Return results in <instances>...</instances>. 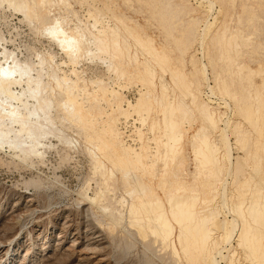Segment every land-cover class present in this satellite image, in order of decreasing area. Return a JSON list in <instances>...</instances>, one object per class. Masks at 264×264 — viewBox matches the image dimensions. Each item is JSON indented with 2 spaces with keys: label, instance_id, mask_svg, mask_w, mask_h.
Wrapping results in <instances>:
<instances>
[{
  "label": "bare ground",
  "instance_id": "bare-ground-1",
  "mask_svg": "<svg viewBox=\"0 0 264 264\" xmlns=\"http://www.w3.org/2000/svg\"><path fill=\"white\" fill-rule=\"evenodd\" d=\"M69 1L71 0H0V8L8 4L9 7L14 8L17 13L19 12L25 16L27 22L30 20V25H33L34 21L32 19L36 16L37 9H46L50 15H53V8H57L59 5H64L66 9L68 8L69 10L72 6ZM85 4L88 3L85 2ZM63 9L65 8L63 7ZM189 9L191 11L190 7H188V10ZM209 9L211 8L209 7ZM112 12L114 13L113 10ZM195 12L197 13V11ZM67 14L66 16L57 14V16L50 19L46 25L44 23H47V19L45 22L42 21L44 22L43 30H40L45 33L47 32L48 34H44V36L50 35L51 41L59 46V49H61V52H63L67 58V61L63 62V65L72 67L71 75H66L64 73V70L60 67L61 65L55 62L54 57H51L49 61L41 56V59L40 57L38 58V54L37 59H40L39 63H24L19 60L20 58L18 59L15 56L17 54L10 53L6 46L2 47L3 43L1 44L0 40V47H2V51L0 52V150L4 148L13 150V153H17L19 160L21 158V161H25L24 163L30 159H42L41 157L44 156L47 141H50L52 138L63 141L64 144L68 145L69 149L70 146L72 147V145H74L71 144L73 143V138L66 137L67 134L63 132L64 129L60 128L61 124L59 125V123L64 122L65 124V122H68L69 124H78L77 127L80 126L81 128H79V130L81 131L83 129L85 131L86 135L84 133L83 135L86 137L85 139L83 137V139L86 141L88 145L86 146L93 156L96 169L102 172L101 174L99 171H96L98 172V176L99 173L102 175L99 177L104 179V186L105 184L108 185L111 177L115 178L116 172L123 174V179L128 183V185L124 183L126 186H129V181L131 179L135 181L133 183L134 187L130 192L133 199L129 204V217H127L129 218L128 222L130 225L136 227L139 230V235L145 238L143 241L146 240L149 235H152L161 241L164 246L163 248H172L174 250V255L179 256L183 254L186 256V259L190 256V260H187V262H190L189 264H220L221 262L225 264H240L239 248H244L247 252L245 262L248 260L250 264H258V262L264 264V197L259 199L260 192L257 190L251 195V200L243 199L239 203H234L233 206H231V204L229 206L226 205V200L230 198H228V185L231 183H228V180L232 175L229 173V175L226 174L225 176V173L229 171V166L231 165H229V161L233 158L231 157L232 153L230 155L231 149H225L223 146L225 142L218 138L221 137L223 132L221 125L224 123V119L227 120L225 122L226 125L223 126L231 127L232 119H230L228 115L232 109L230 107L231 105L229 106L226 100V102L222 101L226 108L221 104L216 105V102L214 103V98L221 97L238 102V96L233 91V82L219 77L220 74L216 73L217 71L215 72V70L221 61L230 64L234 59L232 52H238V50L242 48V41H249L252 38L249 39L250 37L248 36L249 38L247 39H241L238 36H233L231 38L228 37V39L227 30L224 29L221 33H218V35L216 34L213 39L214 48L218 50L219 55L216 57H209V65L204 64L206 62L203 63V61L206 60L204 52L199 53L200 51L196 49L195 53L190 56L189 61H182V58V62L179 66L168 69L172 60L171 56H169L170 53H167L168 49H165L164 45V47L158 48L156 45L157 40L155 41L153 38L145 36V38L139 37L136 40L134 39L145 53V56L142 55L145 59H141L144 57L140 58L139 55L131 52L133 50L130 48L133 46L130 47V41L123 38L125 35L123 36L124 33H121L122 30L120 31L119 26L115 25V27L112 28L110 25H103V17H106L105 15L103 16L101 10L96 8L95 10H89V19L87 22L83 23L81 22L83 19H80V21L78 18L75 27L71 24L73 28L70 26V22H72L70 15L76 16L78 13L71 10V12ZM110 14L113 15L112 13ZM160 15L161 18L164 19V27L166 25L169 29L170 17L167 15L166 11H161ZM72 17L73 16H71V18ZM25 18L24 20H26ZM126 21L129 20L126 19ZM203 22H209L205 20L204 14H201V19L198 17L191 20V26L186 32V37L183 36L185 37L184 40L186 39L187 42L185 40V45H183V47L180 46L179 53H181L182 56L187 54L189 44L195 39L193 37L195 28L200 26ZM121 23H123V21L119 20V24ZM100 25L102 27H100ZM121 25L123 26V24ZM214 25L215 23H213V27ZM213 27L212 25L211 27L209 26V30L207 31L210 33V28L212 29ZM165 29L166 28H164V30ZM130 31V34L133 35L132 32L136 31V29H131ZM207 31L202 35H205ZM236 32L240 33V28H238ZM209 33H207V35ZM166 36L167 41L174 40L173 38H175L172 29H169ZM178 42L180 44L179 40ZM202 50L204 51V47ZM200 54L202 58H200ZM196 56L201 59L203 69L198 66ZM88 59H99L104 64H107L108 72L114 74L116 78H110L112 82H106L102 79L87 80L83 75L84 72L79 70V68L84 60L88 61ZM103 63H101V65ZM153 63L163 68L167 67L165 69L171 74L175 85L186 86L185 91L188 90L187 97L190 99L189 104H186L184 101H178L176 97L168 93L170 89H168L167 84L165 83V85L162 80H160V82L156 81L155 74L157 70ZM188 64L193 66L192 70L187 69ZM243 69L247 71H245L247 79L250 75L251 77L255 76L254 73L256 72H254V69ZM243 69L240 70L243 72ZM241 71H239V73ZM258 71L262 73L263 70L259 69ZM67 74H69V72H67ZM201 75H204V79L201 78ZM122 81H125L129 85L134 84L140 87L138 92L140 97L135 104L128 100L127 95H124L125 93L123 94L121 92L125 89L121 85ZM111 83H113V85H111ZM114 86H119L120 89L117 90ZM262 87L264 90V83ZM263 90L262 88H258L257 94L259 92L260 95L263 94ZM260 95H258V98ZM58 97L61 98L60 102L58 101ZM57 101L60 103L59 106ZM102 103L106 104L105 106L110 109V114L107 107V109L102 107ZM57 109L58 111L61 110L59 112L60 114H58ZM263 111L264 101L256 105L248 104L247 106L239 107L240 114H245L247 120L253 125L257 124V117L261 116ZM195 114L203 119L207 125L204 123L205 125L202 127L197 128V130L194 129L195 132L192 134L194 122L192 123L190 118ZM135 117H138L137 120L133 119ZM104 118H107V120L105 121ZM123 119L124 121L122 122ZM131 119L136 121V124L139 121L142 125V128H140V124L139 128H136V125L133 126L136 128V137L139 138L140 142H138V138H136L134 134H132V136L134 142L140 143L141 146L139 149H135L132 145H128V140L125 141L127 138L125 131H122L123 127L121 126H123L124 123H129ZM131 127L130 125V128ZM145 130H147V132H145ZM263 131L264 130H262V132ZM262 132L261 135L263 134ZM148 134H152L153 138H147ZM247 140L248 138L243 139L245 142H247ZM188 141H190V146H192L191 148L196 155V161L201 165L195 181H200V179L202 180L203 178L207 179L205 180L206 182L204 181L206 184L203 186L204 190L201 189L203 190L201 193L199 191L197 192L194 185L192 186L194 182H191V185L185 183L182 178L185 176L182 175L184 173L181 174V170L176 168L178 160L183 157L186 151ZM150 142L156 146L153 148ZM251 155L254 157L253 154H250V156ZM16 158L17 157L14 159L16 160ZM43 160L44 159H42V161ZM104 160L108 161L110 166L112 165L111 170L107 168V162L105 164ZM240 163L241 162L235 164L234 168L232 167L234 174H237L236 176H240L242 170V163ZM182 164L183 162H181L180 166ZM160 165L164 166V172L162 178H160L161 190L163 189L166 195V201L159 197V195L157 196L151 185L143 178L134 176L133 169L143 170L144 173L150 172L151 174L155 170L157 172L156 168ZM231 166L234 165L232 164ZM158 170L161 172L159 168ZM104 186L102 187L103 192H101V194L96 193L93 198L88 197L89 194H87L88 196L84 197L85 200L87 201L89 199L88 201L95 204V202H98V199H106L105 191L107 190H104ZM245 186L249 187L250 183L246 182ZM108 187L112 188L113 186L110 185ZM109 192L112 194L111 191ZM262 192L264 191L261 190V195ZM110 193L108 194L111 195ZM219 198L224 204V211L221 207L219 208V206L222 205L218 204ZM124 200L127 201L126 199ZM124 200L122 202L121 199L119 202H122L120 204L122 208L124 206L125 209L128 205L123 204L125 202ZM34 201V199H30L28 201L30 204L26 205L28 208L25 207L24 212H26L28 217L30 215L28 213L32 214L38 211ZM111 202L110 205L112 204ZM96 204H99L97 207L101 205L100 202ZM106 204L109 203H105V205ZM14 206L17 212L20 210L21 203L19 202ZM199 206L204 208L203 212H197L195 210ZM109 208L106 207L103 210L106 211ZM98 209L101 210V206ZM245 209L246 212L249 210L247 215H243L246 213L244 212ZM109 210H114V208ZM105 213L104 215L108 212ZM115 213H108V216L109 214L113 215ZM120 213L122 215V212ZM225 213L233 215L234 218L229 221ZM241 213L242 219L239 223L236 218H238L237 214ZM223 215L225 218L223 217L224 220L220 221ZM22 216L23 215L15 216V221L21 220L22 218L20 219V217ZM105 217L107 219V215ZM118 217H115L116 221ZM127 217H123V219ZM112 218L114 219V217ZM109 220L110 219H108V221ZM238 220H240V218ZM25 221L26 220H24L23 224ZM19 222L21 223V221ZM18 223H16L17 226L15 225V228L12 226L14 229L7 236L10 241L13 240V242H15L18 240L17 245L20 243V238L18 237L19 239H16L17 234H15L18 233L16 232ZM111 223H108V225H112ZM118 223L119 221L116 223L113 222L115 226L118 225ZM70 226L71 225L67 221L60 227V232L57 234L58 237H56L58 247L63 246L67 239H69L66 230L70 229ZM117 228L118 227L113 230ZM113 230H111L112 235ZM1 231L2 230H0V233ZM102 235L103 234L98 230L91 232L87 229L85 231L78 230V232L73 234L75 238L71 246L74 255H77V263H89L90 260L93 259V256L95 257L96 255L100 257L101 262L108 261V259H106L108 258L107 255L102 254L104 246H106L104 245L105 243ZM234 243L238 244V246L235 247L233 245ZM5 245L4 247L0 245V257L7 251ZM178 245L180 248H178ZM15 251V249L12 250L11 248L10 250L9 248L6 253V255H8L7 260L2 261V258H0V264H10L13 262ZM66 251L69 252L71 249L68 248ZM224 252H228V255L225 256ZM24 257L26 256L24 255ZM219 258H221V261H218ZM69 260L71 259H68V261ZM25 262H22V264H25Z\"/></svg>",
  "mask_w": 264,
  "mask_h": 264
},
{
  "label": "rangeland",
  "instance_id": "rangeland-1",
  "mask_svg": "<svg viewBox=\"0 0 264 264\" xmlns=\"http://www.w3.org/2000/svg\"><path fill=\"white\" fill-rule=\"evenodd\" d=\"M76 1L78 2V4ZM69 2L72 5L71 8H69V10L68 8L66 9L64 5H59L60 7L57 5L58 6L57 8L54 7L53 8L54 13L52 11L54 16L52 14L50 15L46 9H41V8L37 9V12L35 14L36 16L33 17L32 19L34 21L33 25L32 24L30 25L29 24L30 20L27 22L25 16H23L19 12L17 13L16 10L12 7H9L8 4H5L4 7L1 6L0 40H1V44L3 43L2 47L6 46L10 53L17 54L15 56L18 59L20 58L19 60L23 61L24 63L34 62L35 64H37L39 63L41 57L47 60L49 59L51 60V57H54L55 62L61 65L60 67L62 70H64V73L66 75H71L72 67L71 66L69 67L67 65L69 67L68 69L66 65H63V62H66L67 58L65 57L63 52H61L59 46L51 41L49 37L50 35L44 36V34H48V33L47 32L45 33L44 31L41 30H43V25L48 24L50 19L56 17L57 14L59 15L62 14L66 16L68 15L67 13L71 12V10L76 11V13H78L76 16L72 14L70 15V19H72V22H70V26L72 28L73 25L75 27V25L77 24L78 18L79 20L83 19L84 21L83 20L80 21L86 23L87 20L89 19L88 17L89 10L92 9L95 10V8L101 10L103 12V16L105 15L106 18L103 17L102 20L104 26L110 25V27L112 28H114L115 25L119 26L120 31L122 30L121 33H124L123 36L125 35L123 38L130 41V42L127 41L130 43V47L133 46L130 48L131 50H133L131 52L139 55L140 58L144 57L145 53L140 48L138 43L135 41L139 37L143 38L145 36V37L153 38L155 41L157 40L156 45L158 48L165 46V49H168V51L166 50L167 53L168 54L170 53L169 56H171L172 59L170 65L168 66V69L171 67L179 66L181 62L184 60L189 61L190 56L195 53L196 49L200 51L199 53L204 52V57L206 60H204L203 63L206 62L204 64L209 65V59H210L209 57H216L219 55L218 50L214 48L215 45L213 39L216 36V34L218 35V33H221L224 29L227 30V35H228L227 38L228 37L231 38L233 36H238L241 39H247L249 37H250L249 39L252 38L249 41H242V48L238 50V52L237 51L232 52V56L234 59L230 64L228 62L221 61L215 70V72L217 71L216 73L220 74L219 77H222L223 79L233 82V91L238 96V102L232 99L229 100V98L224 99L221 97L216 99L214 98V103L216 102L215 103L216 105L221 104L224 108H226L225 104L223 103L226 100L229 103V106L231 105L230 107L232 109V111H230V114L228 115V117L232 119L231 127L229 128L228 126H223L226 125L225 122L227 120L224 119L225 121L221 125L223 132L221 137L218 138L225 142L223 143L225 149L227 150L231 149L230 155L232 153L231 157L233 159L229 161V165L230 164L234 165V166L230 165L229 171L225 173V176L226 174L229 175V173H231L232 175L230 177L231 179L229 178L228 180V183H231L229 184L230 186L228 185V195H229L228 198L229 197L230 198L226 200L227 202L226 205L229 206L231 204V206H233L234 203L235 204L239 203L243 199L251 200L250 199L251 195L257 190L260 192L259 199L263 198L264 192H262L261 195V190L264 191V186H263L264 185V131L262 132V130H264V123H263L264 111L261 116L257 117L258 118L257 124L253 125L250 124V122L247 120L245 114H240L239 107L247 106L248 104L256 105L261 101H264V92L261 95L260 92L257 94L258 88H262L263 90L262 85L264 83V76H263L264 0H94V1L71 0ZM85 2L88 3L89 5L85 4ZM63 7L65 9H63ZM188 7L191 8V11L190 9L188 10ZM209 7L212 10L209 9ZM112 10L114 11V13L112 12ZM161 11H166L167 15L170 17L169 29H172V31L174 32L175 35V38H173L174 40H169V41L166 40L167 37L166 35L169 29L168 27H166V25L165 27L163 25V23L165 22H163L164 19L161 18L160 15ZM195 11H197V13ZM110 13H112L113 15H111ZM119 14L124 17H121ZM201 14L205 15V20L209 21L207 23L210 27L211 25L213 27V23H215V25L212 29L210 28L211 31L210 33L207 31L209 30L208 28L209 26L207 25V23L203 22L200 26H197L195 28L194 36H193L195 39L194 41H191V44H189L188 42L189 50L187 54H185V56H182V54L179 53L181 48L180 46L183 47V45H185L186 39L184 40V38L186 37V32L191 26V20L193 18H198V17L201 19ZM71 16L73 17L71 18ZM24 18L26 20H24ZM115 18L118 20H116ZM125 18L128 19L129 21H126ZM46 19H47V23L45 22ZM119 20L123 21V23H121L123 24V26L119 24ZM42 21H44L45 23ZM124 25L127 26L128 28L125 27ZM100 27L102 26L100 25ZM164 28L166 29L164 30ZM238 28H240L241 31L240 33L236 32ZM131 29H136V31L132 32L133 35L130 34ZM205 31H207L206 34L202 35L205 33ZM207 33L209 34L207 35ZM2 38L4 39V41ZM178 40L180 41V44ZM177 46L179 47V51ZM2 47H0V52L2 51L1 50ZM203 47H204V51L202 50ZM53 54H56L57 56ZM37 55L38 58L41 56L40 59H37ZM199 56L200 58H202L201 54ZM200 58L199 57L196 58L198 61L197 64L201 69H203V64ZM141 59H145V57ZM101 63L103 62L100 61L99 59H94V60L88 59V61L84 60V62L80 65L81 67L79 66L80 67L79 70L84 72L83 73L84 77L89 81L90 79L92 80L102 79L106 82L108 81L112 82L111 80L113 78H116V76L108 72L107 64L103 63L101 65ZM153 65L156 67L155 69L157 70L155 74L156 81L160 82V80H162L164 84L165 83L167 84L168 89H170L168 90V93H171V95L176 97L178 101H184L186 102V104H189L190 99L187 97L188 90L185 91L186 86L183 87V85L180 86L175 85L171 74L168 72L167 69H165L167 67L163 68L156 63H153ZM221 67H223L224 69ZM243 68H247V70L254 69V72H256L254 73L255 76L251 77L250 75L247 79L245 76V73L247 71L246 69ZM256 68L258 70L262 69L263 70L262 73L261 71H258ZM187 69L192 70L193 66L191 64H188ZM240 69H243V72ZM228 71L231 73H229ZM239 71H241L240 73L242 74H240ZM67 72H69V74H67ZM201 78L204 79V75H201ZM111 85H113V83H111ZM121 85L123 86V88H125L121 92L123 94L125 93L124 95H127L128 100L135 104L137 102V99L140 97L138 93L140 87L134 84L129 85L125 81H122ZM115 88L117 90L120 89L119 86ZM258 95H260L259 98ZM58 101L59 102L61 101L60 97H58ZM59 105L60 103H58V106ZM102 105H103L102 107L104 108L107 107L105 106L106 104L104 103H102ZM109 110L110 109L108 108V111ZM60 111L61 110L58 111V114H60L59 113ZM110 113L111 111H109V114ZM137 118L138 117H135L133 119L137 120ZM190 119L192 123L194 122L192 134L195 132L194 129L197 130V128L202 127L203 125H205L204 123H206L196 114L193 115V117H191ZM194 119L196 122L194 121ZM104 120L106 121L107 118H104ZM123 121L124 119L122 120V122ZM130 121L125 125V126L127 125L129 126L127 127V130L125 128H122V131L124 130L129 132L131 130L133 132L132 133L130 131L131 134H134L136 137V128H139L141 124L139 121L136 124V121H133L132 119ZM70 124L68 122H65V124L64 122L59 123L60 128L64 129L63 132L67 134L66 137L68 136L69 138L71 137V139L73 138V143L71 144L74 145H72L71 147L69 144L70 146L69 149L68 145L64 144V142L61 140L58 139L56 140L54 138L50 139V141L48 140L46 149L44 150L45 152L44 156L41 157L42 159H44L43 160L44 162L42 161V159L36 158V160L35 159L27 160L29 163L27 161L26 163H24L25 161L23 160L21 161V158L19 160L17 153L15 152L13 153V150L9 148L7 149L4 148L0 150V230H2L0 233V245L4 247V245L6 244L5 247L7 251L9 248L10 250L11 248L12 250L13 249L16 250L14 255L15 261L13 260V262H11L10 264H22V262L25 261H26L25 264H51V263L81 264V262L77 263L78 258L77 255H74L73 248L71 245L73 244V239L75 238L73 234L75 232H78V230L85 231L86 229L91 232L98 230L100 231V233L103 234L102 238H104L103 239L105 243L104 245L106 246H104L103 249L104 251L102 250L103 251L102 254L107 255L108 258L106 259H108V261L101 262L100 257L96 255L95 257L93 256V259H91L89 263L87 262L82 264H99L100 262H101L100 264L103 263L104 264H177V263L189 264L190 262H187V260L188 259L190 260V256L189 258L187 257L188 259H186L185 258L186 256H184L183 254L179 256L174 255L173 254L174 250L172 248L170 249L163 248L164 246L161 243V241L156 239L154 236L149 235L146 238V240L143 241V239L145 238L139 235L138 233L139 230L136 227L131 226L130 223L128 222L129 204L132 202L131 200L133 199L130 192L134 187L133 183L135 181L131 179L132 182L130 180L129 186H126V184L124 183H127V181L123 179L124 178L123 174L116 172L115 178L111 177V179L108 182V185L105 184L104 186V182H103L104 179L100 178L102 176L100 175V173L102 174V172L96 169V166L94 165L95 162L93 160V156L88 150L87 147L88 145L84 140L86 136L84 137L83 133L85 134V131L83 129H82L83 131L82 130L80 131L79 130L80 126L77 127L78 124L77 125L76 124L70 125ZM130 125L132 126L131 128ZM133 126H135L136 128ZM140 128H142V125ZM145 132H147V130H145ZM261 132L263 133L262 135ZM147 138H153V135L148 134ZM244 138H248L247 142L243 141ZM126 140L127 139H125V141ZM137 140L138 142H140L139 138ZM138 142L127 141L128 145H132V147H134L135 149H139V147L141 146L140 143ZM151 144L152 143L150 142V145ZM190 145L191 143L190 141H188V145L185 151L186 153L184 152L183 157L180 160H178V163L176 164V168L181 170V174L184 173L182 174L183 176L185 175L184 177H182L183 181L188 185H191L194 182L192 186L194 185L197 192L199 191L201 193L204 190L203 186L206 184L205 180L207 179L203 178L202 179L203 182L201 179H200L201 182L198 180L195 181V178L197 177L200 171L201 165L199 164L198 161H196L195 159L196 155L193 149L191 148L192 146ZM151 146L154 148L156 145L152 144ZM47 147L50 151L47 149ZM250 154H253L254 157L252 155L250 156ZM15 157H17L16 160L14 159ZM180 161L183 162L184 165L182 164L180 166L181 164ZM104 162L105 164L107 162L106 166H108L107 168L111 170L112 165L110 166L109 165L110 163L106 160H104ZM239 162L242 163V170L240 176H236L237 174H234L233 168L235 167V164ZM158 168L161 170V172L158 170ZM156 169L157 172L155 170L151 174L150 172L144 173L143 170L133 169L134 176H136L137 178H143L148 184L151 185L154 193L156 192L155 194H157V196L159 195V197L163 198L166 201V195L163 189L161 190L162 188L161 178L164 172L163 170L164 166L160 165ZM96 171L100 172L99 173L100 177L98 176V172ZM154 175L156 176L158 175V176L156 177ZM158 177L161 178L159 179ZM158 182L160 183V185ZM246 182L250 183L249 187L245 186ZM110 185L113 187L109 188L108 186ZM100 186L101 188L104 186V190L106 189L108 191V192L105 191L106 199L103 200L98 199V202H95V204H92L93 202L88 201L89 199L86 201L84 197H87L88 196L87 194H89L88 197L93 198L96 195V193L101 194V192H103V188L101 190ZM106 186L108 187V189ZM109 189H113V190H109ZM109 191H111L112 194ZM108 193H110L111 195H109ZM123 198L126 199L127 201H125ZM30 199L35 200L34 204L35 207L38 208V211L32 214L28 213L31 215V216L29 215L28 217V215L26 214V212H24V210L25 207L28 208V206L26 205L30 204V202H28ZM121 199L122 202L123 200L125 201L123 203L124 205L125 204L128 205L127 208L124 209V206L122 208V205L120 204L122 202H119L121 201ZM220 200L221 199L219 198L218 204L219 205L222 204V205L219 206V208L221 207V209L223 210L225 207L224 204L221 202L222 200L221 201ZM19 202L21 203V207L20 210L16 212L14 205H16ZM99 202L101 204L100 205L101 210L105 209L106 207L108 208L110 207L109 209L114 208L115 211L109 209L103 211L111 214L112 212L113 213L116 212V213L113 215L109 214L108 216V213L106 214L105 212L98 209L100 206L97 207V205L99 204L96 203ZM110 202L112 203L111 205L113 208L111 207ZM105 203H109V204L105 205ZM246 209L244 210V212H246ZM195 210L197 212H201V211L203 212L204 208L199 206ZM120 212H122V215ZM247 212L249 213V210H247ZM247 212L243 215H247L248 214ZM104 213L107 215V219ZM242 213L237 214L238 218L236 219L239 223L241 222L242 219L241 216ZM123 214L126 216H124ZM18 215H23L24 217L23 216L20 217V219L22 218L23 220L21 219L15 221V216ZM225 215L227 216L229 221H231L234 218L233 215H229L228 213H225ZM112 217H114V219ZM115 217L116 218L118 217L117 221H119L118 223L119 226L118 225L115 226L113 224V222L115 223L117 222ZM123 217H127V218L123 219ZM221 217L222 218H220V221L224 220L225 218L224 215ZM239 218L240 220H238ZM108 219H110L109 220L110 222L108 221ZM24 220L26 221L23 224ZM17 221L18 222L21 221V223L20 222L18 223ZM67 221L71 225L70 229L66 230L69 239H67L66 243L63 246L58 247L57 246L58 243H56L57 242L56 237H58L57 234H59L60 232V227H62V225L65 224ZM16 223H18V228L16 231L18 233H15L17 234L16 239L18 237L20 238V239L18 238L20 242L18 245H17L18 240L13 242V240L12 241L8 240L7 237L13 231L15 225L17 226ZM108 223H111L112 225L110 224L108 225ZM116 227L118 228L116 230H113ZM107 228L113 230V235H112V231ZM233 245L235 247L238 246V244L236 243H234ZM68 248H70L71 251L67 252L66 250ZM178 248H180L179 245ZM242 249L241 248L238 249L239 258L242 264H247L249 263L248 260L247 262H245L247 252L244 250V248ZM7 251H5L4 252L5 254L3 253V255L0 257L2 258V261L7 260L8 258V255H6ZM224 254L226 256L228 255V252H224ZM24 255L26 257H24ZM177 257L180 258L178 259ZM68 259H71L69 260L70 262L68 261ZM218 261H221V258H219ZM220 264H225V263L221 262ZM258 264L261 263L258 262Z\"/></svg>",
  "mask_w": 264,
  "mask_h": 264
},
{
  "label": "built area",
  "instance_id": "built-area-1",
  "mask_svg": "<svg viewBox=\"0 0 264 264\" xmlns=\"http://www.w3.org/2000/svg\"><path fill=\"white\" fill-rule=\"evenodd\" d=\"M125 125H126V123H124L122 127L125 128V129H127L128 126H125ZM125 134H126V136H127L126 139H127L128 141L134 142V138H133L131 132H127V131H125ZM128 136H129V137H128Z\"/></svg>",
  "mask_w": 264,
  "mask_h": 264
}]
</instances>
